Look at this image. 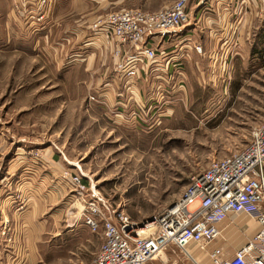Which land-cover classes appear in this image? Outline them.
Segmentation results:
<instances>
[{
  "label": "rangeland",
  "instance_id": "1",
  "mask_svg": "<svg viewBox=\"0 0 264 264\" xmlns=\"http://www.w3.org/2000/svg\"><path fill=\"white\" fill-rule=\"evenodd\" d=\"M20 1L23 2H15ZM53 1L56 0H46L41 8L28 5L26 11L21 4L19 9L29 21L30 16L38 24L47 20L49 29H55L49 35L39 24L34 34L23 28L21 36L10 37L11 29L5 17L0 16V144L4 159L12 158L17 148H30L28 145L33 147L31 151L53 146L56 153L78 166L72 168L83 177L89 196L76 203L69 194L57 230L52 225L49 233L43 235L42 244L34 247L31 253L34 255L29 256L27 263L26 258L24 262L21 257L17 261H21L18 264H92L86 254H78L80 237L69 231L77 220L84 224L79 212L85 200H98L110 213L124 211L145 229L183 195L193 175L206 170L212 160L232 155L249 143L253 129L264 117V22L258 23L250 36L236 46L238 57L231 67L235 70L234 80L220 85L195 84L177 93L163 86L160 89L165 93L162 117L152 118L151 113L146 127L131 123L132 128H127V123H120L113 124L112 129L94 115L103 109L89 96L91 70L69 75L59 70V65L69 61L78 44L74 39L62 38L64 32H59L58 24L54 27ZM75 1L94 9L95 13L88 10V15L84 14V20L89 19L84 24H92L111 12L124 9L155 12L176 0ZM11 2L15 9L14 0ZM197 3L198 0L189 3L191 19L185 28L194 23ZM38 13H46L41 21ZM78 18L71 16L67 20ZM28 20H24V26ZM82 42L83 45L85 39ZM31 44L35 46L34 52L29 51ZM68 78L85 79L77 85ZM64 223L65 231L70 232L64 235L69 236H54L63 233ZM148 229L146 235L150 234ZM93 235V245L97 242L100 248L103 230ZM221 243L230 254L234 252L229 244L223 240ZM173 250L169 248L162 254L167 264H195L179 250ZM194 253L202 254L198 249ZM204 255L201 264H211L208 258L204 260Z\"/></svg>",
  "mask_w": 264,
  "mask_h": 264
},
{
  "label": "crops",
  "instance_id": "2",
  "mask_svg": "<svg viewBox=\"0 0 264 264\" xmlns=\"http://www.w3.org/2000/svg\"><path fill=\"white\" fill-rule=\"evenodd\" d=\"M242 1L198 0L199 7L193 15L192 26L175 33L169 37L167 44L161 45V48L176 60L170 64L169 68V74L179 75L175 89H172V84L166 85L168 83L164 81V65L161 64L158 67L160 71H156L152 76L148 75V69L143 66L140 76L135 80L136 85L131 89L137 93L135 100L131 101L122 95L118 96L119 93L122 94L120 91L124 90L114 72L115 60L111 57V50L104 45L101 37L95 36L90 28L91 24H84V21L89 20H84V14H87L88 10L93 12L94 9L87 8L81 1L71 0V4H68V0L53 1L54 27L58 24L59 32L61 34L64 32L62 38L74 39V42L78 44L77 47L75 46V51L71 52L69 61L64 60L59 65V70L67 75L71 72L91 70L88 81L92 90L89 96L95 97L97 101L92 102L103 109V111L94 112V115L114 129L113 124L124 123L115 119L116 112L122 111L123 107H129L130 110L127 112L132 111V108L140 110L143 105L150 104L158 108L157 98H155L158 87L165 86L167 91L177 93L185 91L186 87L190 89L195 84L220 85L221 82L224 84L234 80L235 70L231 67L238 57L235 51L236 46L250 36L252 29L256 28L258 23L264 22V11L257 0H248L247 3ZM11 3V0H0V16L5 17L7 26L11 29L8 31L12 32L10 37L21 36L23 28L30 29V33L34 34L35 26L39 27L41 23L25 19L19 10L12 9ZM71 16H79L80 19L69 22L67 19ZM24 20L29 21L26 22V26H24ZM46 22L47 20L41 24V29L49 35L55 29H49L50 24ZM83 39L85 43L82 45ZM187 39H191V43L187 44ZM193 45L202 46L203 53L198 54L194 51ZM29 47L30 52L35 51L34 44ZM86 53L88 55H85ZM84 79L70 80L78 85ZM151 113H153L152 118L163 115L161 109L159 111L155 109ZM131 123L146 127L147 121L145 119L124 124L128 126L127 128H132L129 125ZM151 128L154 127L149 126V129ZM27 147L30 148H17L12 158L4 159L2 144H0V264H13L20 257L21 261L26 258L27 263L29 256L34 252V247L42 244L40 242H43V235L49 233L52 225L57 230L60 214L64 211L71 192L69 184L62 179V171L69 168L77 172L75 168L78 166L65 156L62 157L56 153L53 146L39 147L44 149V158L41 161L33 159L30 155L33 147L29 145ZM232 222L234 223H231V219H227L222 223L221 229L226 243L235 251L254 236L258 227L257 223L243 216L235 218ZM64 228L65 223L62 225L63 233L60 231L54 236L59 234L57 237H66L69 235L64 234L71 232V235L80 237L78 254H86L88 260L91 259L93 262L100 248L97 242L93 245L94 235L90 228L78 220L70 225L69 233ZM221 241H218L216 245L222 244ZM19 247L22 248L23 255ZM195 255L200 260L202 255L199 253ZM21 261H17V264Z\"/></svg>",
  "mask_w": 264,
  "mask_h": 264
},
{
  "label": "built area",
  "instance_id": "3",
  "mask_svg": "<svg viewBox=\"0 0 264 264\" xmlns=\"http://www.w3.org/2000/svg\"><path fill=\"white\" fill-rule=\"evenodd\" d=\"M15 1V9L19 10L22 4L24 11L28 5L41 8L46 3V0ZM190 1L176 0L155 12L139 9L111 12L91 24V30L103 39L115 60L114 72L124 90L118 96L135 100L137 93L131 89L143 66L152 76L164 65V81L175 89L179 75L169 74V68L176 60L161 45L190 24ZM257 2L264 11V0ZM44 14L38 13L39 21L44 19ZM30 17L31 22L35 20L34 16ZM186 43H191V39ZM193 47L198 54L203 53L202 46ZM160 89L155 96L158 108L150 104L127 112L129 107L122 106L115 119L124 123L144 121L152 111L161 109L165 93ZM90 99L97 101L95 97ZM30 155L36 161L44 158L43 151L39 150L31 151ZM61 176L71 188L69 197L73 202L89 196L79 173L64 170ZM85 201L82 211L85 225L94 233L103 230V242L92 264H155L169 248L181 251V255L195 264L202 262L194 249L204 253L211 264H264V117L242 150L212 160L206 170L190 178L183 195L147 225L152 226L147 231L149 235L142 233L144 229L124 211L110 213L98 200ZM192 206L195 208L191 209ZM240 216L257 223L258 230L245 245L230 254L228 248L216 243L220 238L227 242L223 238L222 223L227 219L234 223Z\"/></svg>",
  "mask_w": 264,
  "mask_h": 264
},
{
  "label": "bare ground",
  "instance_id": "4",
  "mask_svg": "<svg viewBox=\"0 0 264 264\" xmlns=\"http://www.w3.org/2000/svg\"><path fill=\"white\" fill-rule=\"evenodd\" d=\"M76 203L78 202V200H76L75 201ZM84 208V207H83ZM83 208L80 210V216H82L83 217V213H82V211H83ZM152 226H147V228H145L144 230H142V233H145L146 232V230L148 229V228H151ZM181 252V251H180ZM165 253V252H164ZM202 255V254H201ZM203 255H204V253H203ZM164 257V258H163ZM163 257H161L160 258V261H163L165 264H167V262H168V260L166 259V256H163ZM202 259H203V257L201 256L200 257V260L202 261Z\"/></svg>",
  "mask_w": 264,
  "mask_h": 264
},
{
  "label": "trees",
  "instance_id": "5",
  "mask_svg": "<svg viewBox=\"0 0 264 264\" xmlns=\"http://www.w3.org/2000/svg\"><path fill=\"white\" fill-rule=\"evenodd\" d=\"M85 182V181H84Z\"/></svg>",
  "mask_w": 264,
  "mask_h": 264
}]
</instances>
